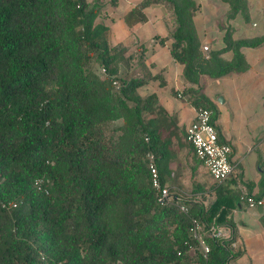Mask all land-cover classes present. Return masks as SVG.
Masks as SVG:
<instances>
[{"label": "trees", "instance_id": "trees-1", "mask_svg": "<svg viewBox=\"0 0 264 264\" xmlns=\"http://www.w3.org/2000/svg\"><path fill=\"white\" fill-rule=\"evenodd\" d=\"M228 2L232 11L243 5ZM152 4L172 11L171 56L192 86L185 95L209 110L214 124L201 76L243 72L238 49L264 39L225 36L232 59L219 58L224 50L207 56L193 0L139 6ZM99 8L87 0H0V264H229L234 238L213 237L209 229L231 230L238 199L214 184L160 201L157 163L169 142L157 116L166 115L155 95L138 94L153 78L143 53L131 72L122 67L126 45L108 43L107 24L96 22ZM193 221L206 253L192 235Z\"/></svg>", "mask_w": 264, "mask_h": 264}, {"label": "crops", "instance_id": "crops-1", "mask_svg": "<svg viewBox=\"0 0 264 264\" xmlns=\"http://www.w3.org/2000/svg\"><path fill=\"white\" fill-rule=\"evenodd\" d=\"M87 1L99 4L96 22L107 24L108 43L126 45L122 67H130L131 72L143 53V65L153 77L138 94L155 95L157 111L166 115V119L157 116L162 139L169 142L165 157L157 163L164 186L182 189L183 178H192L200 185L196 193L209 191L214 183L185 138L196 108L185 95L192 86L183 79V65L171 56L170 13L162 4L140 7L143 0ZM193 1L198 7L193 24L201 52L203 46L210 52L223 51L225 36L232 41L264 39V0H242L239 11H232L229 0ZM238 52L245 63L243 72L217 79L201 76L199 85L216 110L213 125L218 141L230 146V162L236 170L221 185L238 199L227 232L237 244L229 264H264V204L252 210L240 200L247 195L264 202V42L240 47ZM219 58L230 61L232 52L224 50Z\"/></svg>", "mask_w": 264, "mask_h": 264}, {"label": "built area", "instance_id": "built-area-1", "mask_svg": "<svg viewBox=\"0 0 264 264\" xmlns=\"http://www.w3.org/2000/svg\"><path fill=\"white\" fill-rule=\"evenodd\" d=\"M203 51L208 50L207 47L202 48ZM207 57V56H206ZM103 72V70H101ZM115 84V82H114ZM211 112L205 108L199 107L195 109L194 120L186 128V141L191 145L194 155L202 163L206 169L209 177L215 185H223L231 176L233 172V165L230 162L231 148L228 144L219 142L217 132L214 125L210 121ZM262 153L264 154V147H262ZM149 172L151 176L152 186L159 187V178L157 168L153 163L152 156H148ZM171 193L164 186L161 189L160 201L164 199H170ZM240 200L246 203L248 209H256L259 206H263L264 202L259 199L247 195H241ZM182 212H187L185 206H179ZM264 221V215H263ZM211 236L216 238H232L226 231L221 230L218 227H211L209 229ZM193 237L198 241L203 253L208 251V247L204 244L200 235V223L193 221L191 227ZM230 248L235 250L237 248L236 242L233 240L230 243Z\"/></svg>", "mask_w": 264, "mask_h": 264}, {"label": "rangeland", "instance_id": "rangeland-1", "mask_svg": "<svg viewBox=\"0 0 264 264\" xmlns=\"http://www.w3.org/2000/svg\"><path fill=\"white\" fill-rule=\"evenodd\" d=\"M167 11L171 15V19H170V22H171L172 17H173V14L171 13L172 11L170 9H167ZM202 52H203L204 55H207V56L210 53V51H208V50H206V51L202 50ZM234 171L235 172H233V175H236V170H234ZM182 181H183L182 184H180V187L183 186L182 189L178 188V190H175V189L169 188L167 186H165V187L168 189V191H169V193H171V195H176L179 198L188 197V196H190L192 194V192L196 193V191H198V187L200 185L198 186L195 182H193L192 178H183Z\"/></svg>", "mask_w": 264, "mask_h": 264}, {"label": "water", "instance_id": "water-1", "mask_svg": "<svg viewBox=\"0 0 264 264\" xmlns=\"http://www.w3.org/2000/svg\"><path fill=\"white\" fill-rule=\"evenodd\" d=\"M260 208V206L258 207V209Z\"/></svg>", "mask_w": 264, "mask_h": 264}]
</instances>
